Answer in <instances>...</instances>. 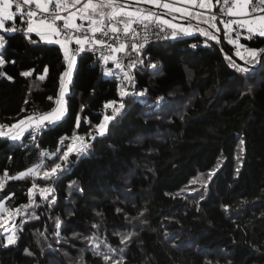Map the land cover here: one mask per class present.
<instances>
[{"label":"trees","instance_id":"1","mask_svg":"<svg viewBox=\"0 0 264 264\" xmlns=\"http://www.w3.org/2000/svg\"><path fill=\"white\" fill-rule=\"evenodd\" d=\"M0 34V125L11 127L56 106L65 64L60 48L35 34L27 35L36 43L26 32ZM202 40L195 35L147 46L143 64L133 70L134 86L124 82L130 93L143 95L123 98L125 107L103 136L95 126L103 114L113 115L105 102L119 107L118 82L84 53L77 57L62 122L35 138L31 130L21 141L0 136V201L10 211L7 227L19 237L3 247L8 234L0 229V264H76L81 256L85 264H105L85 239L93 235L115 250L120 264H264V63L253 62L248 74L236 72L221 43L233 54L237 48L222 29L219 42L190 46ZM240 43L264 49V38ZM24 71L32 75L21 76ZM74 132L91 147L60 162ZM64 136L69 139L61 143ZM54 162L63 163V171L45 179ZM37 164L38 174L11 179ZM33 184L34 203L21 208L29 205ZM49 187L54 191L42 200L40 190ZM33 213L38 219L29 218Z\"/></svg>","mask_w":264,"mask_h":264},{"label":"snow or ice","instance_id":"2","mask_svg":"<svg viewBox=\"0 0 264 264\" xmlns=\"http://www.w3.org/2000/svg\"><path fill=\"white\" fill-rule=\"evenodd\" d=\"M220 3V0H216ZM137 6L129 8L126 0H0V30L5 32H15L18 30H24L26 32L25 38L29 39L31 43H36L27 34L35 33L41 41H45L49 44L58 45L63 53L65 70L60 74V86L57 99L55 100L56 107L51 111L42 114L28 115L26 119L20 120L18 124H13L11 129L5 133L2 129L6 126L0 125V136L7 135L12 141L20 140L25 131L31 130L33 138L48 128L49 126H56L58 123L66 117L67 114V95L69 94V86L71 84L73 71L77 64V57L85 52L99 53V59L102 62L101 66L103 74L105 76H113L112 70L105 66L109 61H112L114 67L120 70V74L116 76V79L120 81L117 84L118 94L121 97L119 107L117 101H107L104 104V108L107 109L110 106L113 107V115H105L100 124L95 126L96 134L103 136L107 129V123L114 119L115 114L125 107L123 98L129 94L143 95V93H130L128 87L124 86V82H127L128 86H134L135 79L133 75V69L138 64H143L141 57V50L150 40L155 37L167 39L169 35L173 39L178 38L182 33L184 36H191L193 32H198L201 36L207 38V40H215L219 42L217 35L214 32H219L216 21L219 19V23L224 27V37L229 44L234 45L237 48L235 53L241 60L244 61V65L232 61L229 56H225L226 60H229V67L233 68L236 72L242 74H248L253 71L254 63H264V49H255L247 47L239 43L241 33L239 29H244L248 33L245 39L252 40L255 37L264 38V0H259L258 3H251L250 0H223L220 7V16L212 11L214 5L213 0H181L182 4L192 5L200 9H205L207 15L202 12L193 13L189 12L184 7H174L171 2H164V0H136ZM35 5V9L31 6ZM54 7H50L53 6ZM139 5H150L155 8H162L168 10L171 13H181L182 16L188 15L197 20L196 25L188 24L187 26L178 25L173 23L176 19L172 17V21L164 19L158 12L152 11L151 8L142 7ZM24 6H28L25 8ZM79 6V7H78ZM13 8L15 10L13 11ZM75 9L69 11V9ZM259 11V15H256ZM23 14L27 17L26 20H22V24L26 23L27 28L18 29L13 23L12 26H6V21H14L17 14ZM61 13H67L62 15ZM43 14V15H41ZM238 17L237 19L225 20L223 16ZM77 20L80 23H77ZM58 21H62V25L58 24ZM87 22V27H85ZM207 24L208 28L200 27V24ZM233 25L236 27L233 28ZM172 29L171 33L165 31V27ZM209 29L214 31H209ZM235 31L236 39H232L230 33ZM75 43L78 47L70 48L69 44ZM5 40L3 36H0V48H3ZM196 47V45H192ZM205 46H208L207 44ZM239 49H244L247 57L241 55ZM132 53H135V57H132ZM250 58V59H248ZM127 60V63L125 61ZM254 62V63H253ZM4 63L2 57H0V65ZM249 65H252L251 67ZM154 67V65H153ZM48 69L45 67V73ZM5 73L0 71V76H4ZM32 75L31 71L21 72V76L29 77ZM11 79V77H7ZM40 81L45 80V75L38 77ZM49 100L52 97H48ZM27 104L28 101L26 100ZM21 111H25L22 109ZM83 111V108H81ZM81 116L78 113L76 118V128L80 127ZM90 123V121H88ZM17 129V131H12ZM87 136L95 140V135L91 132L87 133ZM69 139L67 136L61 137L60 142ZM71 139V143L67 145V150L59 156L60 162H66L70 153L75 152L77 155L87 153L91 147L86 141L85 136L78 135L74 132ZM244 142L241 141L240 151H244ZM59 151V149H57ZM42 156H48L47 152L41 153ZM55 153H53V156ZM54 162L48 171L44 172L45 179H51L53 177L58 178L59 173L63 171V163ZM41 167L37 164L33 168H29L26 172H20L18 176H12L11 179L18 180L26 177L29 174H38V169ZM5 174V179H7ZM75 182L73 181L72 184ZM69 185V187L72 186ZM4 183L0 182V189H3ZM37 187L33 184L28 189L29 192V205H22L21 208L30 207L33 201V190ZM54 189L46 188L40 190V197L42 200H48V195L52 193ZM53 196L48 201L49 206L55 202ZM38 206V205H37ZM19 213V209L16 210ZM119 211V209H117ZM10 215V211L4 208V205L0 203V221L3 219V215ZM71 214V213H70ZM143 215V213H141ZM30 219H38L33 213L30 214ZM61 221L59 218L56 220L57 232L59 237ZM94 228L98 227L93 225ZM43 235V233H41ZM133 233H128L121 237V243L129 240ZM19 239L16 231H10V234L4 237L6 241L3 247L9 245H15ZM88 241L93 254L102 258L105 264L109 261L112 264H120L119 261L114 259L115 250L109 246L105 241H100L99 237L93 235L91 237H85ZM59 242V240L57 241ZM101 245H103L107 251H101ZM26 254L31 255L26 249ZM76 264H85L83 256L76 262Z\"/></svg>","mask_w":264,"mask_h":264},{"label":"built area","instance_id":"3","mask_svg":"<svg viewBox=\"0 0 264 264\" xmlns=\"http://www.w3.org/2000/svg\"><path fill=\"white\" fill-rule=\"evenodd\" d=\"M164 2H171L172 3V5L173 4H175V2L173 1V0H164ZM253 2H255V3H258L259 2V0H250V4L251 3H253ZM222 3H223V0H220V3H217V5H216V9H215V13L217 14V16L219 17L220 16V7H221V5H222ZM25 8H27L28 6H24ZM33 9H35V5H32L31 6ZM50 7H54V5L53 6H50ZM192 9H200V8H198V7H191ZM15 10V8H13V11ZM69 11H74V9H72V10H69ZM62 15H66L67 13H61ZM256 15H259L260 13H259V11H257V13H255ZM41 15H43V14H41ZM238 17H229V16H227V15H224L223 16V19H225V20H230V19H237ZM27 19V17L25 16V15H23V14H17L16 15V19L14 20V21H6V26H12V24L14 23L16 26H17V28L18 29H25L26 30V28H27V24L26 23H23L22 24V20H26ZM62 21H58V24H61L62 25ZM77 23H80V21L78 20L77 21ZM85 27H87V22H85ZM165 27V26H164ZM236 26L235 25H233V28H235ZM221 29H222V34H223V36H224V27H223V25L221 24ZM2 31V30H1ZM165 31L166 32H168V33H171L173 30L172 29H169V28H167V27H165ZM239 31H240V33H241V36H240V40H239V43L241 42V40L242 39H245L244 37L245 36H247L248 35V33L246 32V30H244V29H239ZM4 33H6V34H11V33H9V32H5V31H3ZM12 33H25V31L24 30H18V31H15V32H12ZM230 35H231V38L232 39H236V33H235V31H233V32H231L230 33ZM187 38V36H184L182 33L180 34V36L178 37V38H175V39H173L172 37H171V35H169V37L167 38V39H164L163 38V33H161V38H159V39H157V38H155V37H153L151 40H150V42H148L146 45H145V47L141 50V53L143 54V52H144V50L146 49V47L147 46H149V45H154V44H157V43H159V42H163V41H167V40H182V39H186ZM225 38V37H224ZM226 40V39H225ZM227 41V40H226ZM207 43H205L204 41H196V42H193V43H190V46H192V45H197V46H205ZM241 44V43H240ZM76 47H78L74 42L73 43H71V48H76ZM84 54H88V55H91L92 57H94V58H96L97 60H99L100 61V59H99V53H93V52H89V51H85V52H83ZM82 54V53H81ZM142 54H141V57H142ZM132 57L134 58L135 57V53H132ZM141 57H140V59H141ZM125 63H127V60L125 61ZM100 64H102L101 63V61H100ZM141 64H138L137 65V67L135 68V69H137V68H139V66H140ZM113 67H114V65H113ZM135 69H133V70H135ZM120 71V70H119ZM6 128V127H5ZM5 128H3L2 130L3 131H5ZM41 165V164H40ZM40 169V168H39ZM38 169V170H39ZM36 173H33V174H29L30 176H34Z\"/></svg>","mask_w":264,"mask_h":264},{"label":"crops","instance_id":"4","mask_svg":"<svg viewBox=\"0 0 264 264\" xmlns=\"http://www.w3.org/2000/svg\"><path fill=\"white\" fill-rule=\"evenodd\" d=\"M178 1L181 2V0H178ZM126 2H127V4L129 5V8H133V7H136V6H137L136 0H126ZM177 3H178V2H175V4H177ZM175 4H174V5H175ZM180 5H182V7H185V8H187V9L191 10L190 12L193 13V15H194L196 12H202V13H204L205 15H207V11H206L205 9H199V10H198V9H192V8H191V7H193L192 5L182 4V3H181ZM213 5H214V7H213L212 11L215 13V6H216V4H213ZM139 6L147 7V8H151L152 11H155V12H158V13H160V11H161V9H159V8H155V7L150 6V5H139ZM78 7H79V6H78ZM69 10H72V8H70ZM164 12H165V11H164ZM165 13H166V12H165ZM168 15H170V17L175 16L176 19L179 20V21H177V22H180V23L187 24V23L192 22L193 25H196V24H197V20L194 19V18H192L191 16H188V15H184V16H182L181 13H171V14L168 13ZM77 21H78V20H77ZM216 23H217V27L219 28V32H214V34L217 35L218 40H219V38H220V31H221V28H220V26H219V24H220V23H219V20H217ZM200 27L207 29V28H208V25H207V24H203V23H201V24H200ZM209 31H214V30L209 29ZM31 34H35V33H31ZM35 35H36V34H35ZM195 35H199V36H201L199 33H193L191 36H195ZM36 36H37V35H36ZM37 37H38V36H37ZM187 37H190V36H187ZM201 37H202V39H203L202 41H204V42L207 43V44H208L209 41H215V40H207V38L204 37V36H201ZM38 39L40 40L39 37H38ZM40 41H41V40H40ZM41 42L46 43L45 41H41ZM48 44H49V43H48ZM57 46H58V45H57ZM58 47H59V46H58ZM69 47L71 48V44H69ZM101 63H102V62H101ZM105 67H113V63H112V61H109L108 64H107ZM55 107H56V106H55ZM9 129H11V127H6L4 132H8ZM12 131H17V129H12Z\"/></svg>","mask_w":264,"mask_h":264},{"label":"rangeland","instance_id":"5","mask_svg":"<svg viewBox=\"0 0 264 264\" xmlns=\"http://www.w3.org/2000/svg\"><path fill=\"white\" fill-rule=\"evenodd\" d=\"M174 2H178L177 4H173V6L174 7H182V5H180L181 4V2H179L178 0H173ZM185 8V7H184ZM159 9H161V11H160V14L162 15V17L164 18V19H168V20H170V21H172V17H170V15H168V10H166V9H162V8H159ZM187 9V8H186ZM75 10V9H74ZM189 12L191 11V10H189V9H187ZM166 13H165V12ZM177 21H179V20H177V19H175L174 21H172L173 23H176V24H178V25H183V26H187L188 24H191V25H193V23L192 22H190V23H187V24H184V23H180V22H177ZM165 27H167V26H165ZM168 28V27H167ZM170 29V28H169ZM193 33H198V32H193ZM0 36H1V34H0ZM2 49L3 48H0V55H1V51H2ZM238 57V56H237ZM106 68H108V69H110V70H112L113 71V73H114V75L113 76H105L104 74H103V76L105 77V78H109V79H114V80H116L118 83H120V81H118L117 79H116V76L117 75H119L120 74V71H119V69H116L115 67H106ZM120 96V95H119ZM106 114H103V116H102V119H103V117L105 116ZM101 119V120H102ZM101 122V121H100ZM100 122L98 123V124H100ZM109 123V122H108ZM97 124V125H98ZM29 131V130H28ZM28 131H25L24 132V134L22 135V137H21V139L20 140H17V141H21L22 140V138L24 137V135H25V133L26 132H28ZM5 133H7V132H5ZM3 137V136H2ZM4 137H6V138H8V136L7 135H5ZM26 172V171H25ZM19 175V174H18ZM17 175V176H18ZM0 203H2L3 205H4V208L5 209H7L6 208V206H5V202L4 201H0ZM10 217V215H3V219H2V221H0V229L1 230H3V232L4 233H7V234H10V229H9V227H7V225H6V222L8 221L7 219Z\"/></svg>","mask_w":264,"mask_h":264},{"label":"water","instance_id":"6","mask_svg":"<svg viewBox=\"0 0 264 264\" xmlns=\"http://www.w3.org/2000/svg\"><path fill=\"white\" fill-rule=\"evenodd\" d=\"M221 47L223 49V51L229 56L231 57L232 59H234L237 63L239 64H244L239 57H237L235 54H233L232 52H230L222 43H221ZM261 63H257V65L255 67H258L260 66Z\"/></svg>","mask_w":264,"mask_h":264}]
</instances>
